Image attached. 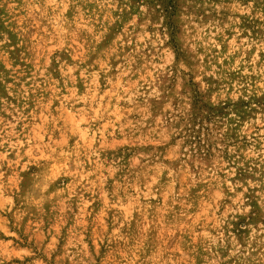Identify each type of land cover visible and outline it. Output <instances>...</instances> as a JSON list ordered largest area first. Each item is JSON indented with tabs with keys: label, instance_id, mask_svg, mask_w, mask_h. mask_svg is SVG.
Segmentation results:
<instances>
[{
	"label": "rangeland",
	"instance_id": "rangeland-1",
	"mask_svg": "<svg viewBox=\"0 0 264 264\" xmlns=\"http://www.w3.org/2000/svg\"><path fill=\"white\" fill-rule=\"evenodd\" d=\"M0 264H264V0H0Z\"/></svg>",
	"mask_w": 264,
	"mask_h": 264
}]
</instances>
